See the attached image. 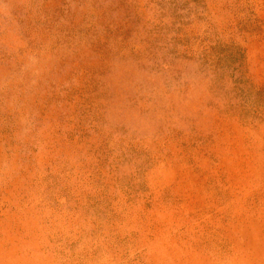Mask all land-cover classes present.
<instances>
[{
  "label": "rangeland",
  "instance_id": "obj_1",
  "mask_svg": "<svg viewBox=\"0 0 264 264\" xmlns=\"http://www.w3.org/2000/svg\"><path fill=\"white\" fill-rule=\"evenodd\" d=\"M0 264H264V0H0Z\"/></svg>",
  "mask_w": 264,
  "mask_h": 264
}]
</instances>
